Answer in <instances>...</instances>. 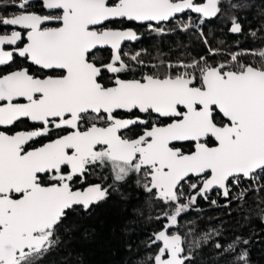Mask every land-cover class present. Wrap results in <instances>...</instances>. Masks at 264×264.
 Returning <instances> with one entry per match:
<instances>
[{
    "label": "snow or ice",
    "instance_id": "obj_1",
    "mask_svg": "<svg viewBox=\"0 0 264 264\" xmlns=\"http://www.w3.org/2000/svg\"><path fill=\"white\" fill-rule=\"evenodd\" d=\"M252 6L0 0V264H42L79 230L74 214L133 176L160 224L137 264H197L205 249L211 264H251L255 233L201 230L187 215L203 199L235 204L241 228L264 224V8L245 29ZM216 21L231 44L212 46L203 29ZM178 33L198 36L203 54L136 48ZM249 37L261 46L243 47Z\"/></svg>",
    "mask_w": 264,
    "mask_h": 264
},
{
    "label": "trees",
    "instance_id": "obj_2",
    "mask_svg": "<svg viewBox=\"0 0 264 264\" xmlns=\"http://www.w3.org/2000/svg\"><path fill=\"white\" fill-rule=\"evenodd\" d=\"M262 8L264 0H253L250 9L241 11L242 18L247 17L244 21L245 29L259 27V11ZM223 27L219 21L204 26L205 32L212 33L208 39L213 47L221 39L226 41L224 46L232 43L234 37L222 32L220 29ZM241 41L245 48L261 46L260 41H253L251 37L247 40L241 38ZM136 47L147 49L152 56L159 53L172 59L186 53L199 56L205 51L198 36L184 33L142 37ZM215 199L219 200L220 205L225 203L220 198ZM249 204L255 206L251 200ZM197 208L199 211H190L187 218L196 221L201 230L222 227L229 236L239 234L245 238L255 233L249 245L251 264H264V224L258 217L253 216L241 228L240 224H244V221L235 204L229 209L212 206L210 201L200 199ZM157 214L158 209L151 206L147 195L137 188L135 177H130L107 201L94 205L90 214H74L70 219L79 224V230L66 245L62 244L58 250L45 257L42 264H65L66 259L70 264H137L147 254L144 243L159 230L160 224L155 220ZM211 255V251L205 249L197 264H211Z\"/></svg>",
    "mask_w": 264,
    "mask_h": 264
},
{
    "label": "flooded vegetation",
    "instance_id": "obj_3",
    "mask_svg": "<svg viewBox=\"0 0 264 264\" xmlns=\"http://www.w3.org/2000/svg\"><path fill=\"white\" fill-rule=\"evenodd\" d=\"M136 48H138V47H136ZM89 179H90V182H92V183H100L102 178L98 177V176H91ZM111 182H112L111 180H108L106 183H111Z\"/></svg>",
    "mask_w": 264,
    "mask_h": 264
},
{
    "label": "built area",
    "instance_id": "obj_4",
    "mask_svg": "<svg viewBox=\"0 0 264 264\" xmlns=\"http://www.w3.org/2000/svg\"><path fill=\"white\" fill-rule=\"evenodd\" d=\"M215 198H216L215 193H213L211 199H215Z\"/></svg>",
    "mask_w": 264,
    "mask_h": 264
},
{
    "label": "water",
    "instance_id": "obj_5",
    "mask_svg": "<svg viewBox=\"0 0 264 264\" xmlns=\"http://www.w3.org/2000/svg\"><path fill=\"white\" fill-rule=\"evenodd\" d=\"M221 200H224L222 197H220Z\"/></svg>",
    "mask_w": 264,
    "mask_h": 264
}]
</instances>
